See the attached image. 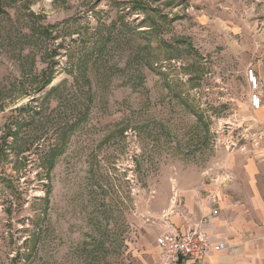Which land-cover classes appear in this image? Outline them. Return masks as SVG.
I'll list each match as a JSON object with an SVG mask.
<instances>
[{"label": "rangeland", "instance_id": "1", "mask_svg": "<svg viewBox=\"0 0 264 264\" xmlns=\"http://www.w3.org/2000/svg\"><path fill=\"white\" fill-rule=\"evenodd\" d=\"M263 30L264 0H0V264H123L157 234L242 131Z\"/></svg>", "mask_w": 264, "mask_h": 264}, {"label": "crops", "instance_id": "2", "mask_svg": "<svg viewBox=\"0 0 264 264\" xmlns=\"http://www.w3.org/2000/svg\"><path fill=\"white\" fill-rule=\"evenodd\" d=\"M261 37L262 42L253 47L257 60L253 57L248 66L264 83V30ZM248 94L249 89L245 108L235 116L238 128L255 135L257 147L248 144L243 152L222 148L202 177L180 180L173 206L158 218L157 234L138 241L123 264H163L157 241L170 226L179 231L200 227L213 243L227 247L188 264H264V105L253 110ZM213 209L217 216H211Z\"/></svg>", "mask_w": 264, "mask_h": 264}, {"label": "built area", "instance_id": "3", "mask_svg": "<svg viewBox=\"0 0 264 264\" xmlns=\"http://www.w3.org/2000/svg\"><path fill=\"white\" fill-rule=\"evenodd\" d=\"M245 80L249 89L248 99L250 107L258 110L264 105V83L260 81L255 70L248 68L245 72ZM230 127L221 130L226 133L227 139L223 148L229 152L247 150L249 144L257 147L258 141L255 135L244 129L237 134ZM215 205V202H213ZM218 210L213 209L211 216H217ZM163 264H188L207 258L213 251L223 252L227 249L222 242L213 243L207 232L200 227L187 228L184 231L168 227L157 241Z\"/></svg>", "mask_w": 264, "mask_h": 264}, {"label": "trees", "instance_id": "4", "mask_svg": "<svg viewBox=\"0 0 264 264\" xmlns=\"http://www.w3.org/2000/svg\"><path fill=\"white\" fill-rule=\"evenodd\" d=\"M50 82L49 81H46L45 83H44V85L43 86H39V88H38V92H40L42 89H44V87L46 86V85H48ZM21 111H23V108H21V109H18V112H21ZM39 114V112H32V114H30V115H27V119L29 120V122H33V118H34V116H36V115H38ZM24 116H22V115H19L18 116V118L16 119V121L14 122V123H12V125L14 126V127H18V128H20V127H23V126H25L26 124H27V122L25 121V119L26 118H23ZM31 122V123H32ZM28 126V125H27ZM68 127H66L65 129H67ZM7 137H12L11 135H9V136H7ZM34 137V136H33ZM23 141H25L26 143H31L30 144V147L33 145V143L34 142H36L37 141V139L38 138H31L30 136H28V134H26L23 138ZM21 139V140H22ZM5 140V139H4ZM4 142V141H3ZM5 146H7V140L1 145V150L3 149V148H5ZM49 151L47 152L48 154V156H47V159H43L42 160V162H41V166H42V168H43V170L47 167L48 168V171H49V169L50 168H52V166H53V163H54V158H55V153L58 151V145L57 144H53L52 146H50V148L48 149ZM58 153H60V151L58 152ZM47 171V172H48Z\"/></svg>", "mask_w": 264, "mask_h": 264}]
</instances>
